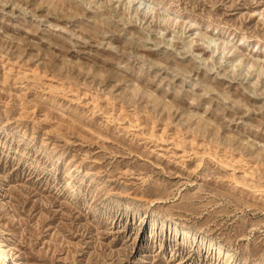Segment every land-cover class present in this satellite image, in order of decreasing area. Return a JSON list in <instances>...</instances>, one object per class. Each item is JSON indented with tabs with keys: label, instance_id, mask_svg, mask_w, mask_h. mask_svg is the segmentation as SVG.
<instances>
[{
	"label": "rangeland",
	"instance_id": "1",
	"mask_svg": "<svg viewBox=\"0 0 264 264\" xmlns=\"http://www.w3.org/2000/svg\"><path fill=\"white\" fill-rule=\"evenodd\" d=\"M0 249L264 264V0H0Z\"/></svg>",
	"mask_w": 264,
	"mask_h": 264
},
{
	"label": "bare ground",
	"instance_id": "2",
	"mask_svg": "<svg viewBox=\"0 0 264 264\" xmlns=\"http://www.w3.org/2000/svg\"><path fill=\"white\" fill-rule=\"evenodd\" d=\"M0 262H2L4 264H7V262L8 263L10 262L6 252L4 250H1V249H0Z\"/></svg>",
	"mask_w": 264,
	"mask_h": 264
}]
</instances>
